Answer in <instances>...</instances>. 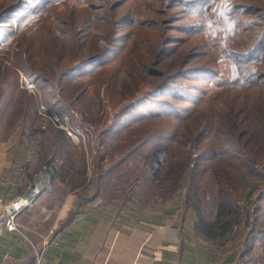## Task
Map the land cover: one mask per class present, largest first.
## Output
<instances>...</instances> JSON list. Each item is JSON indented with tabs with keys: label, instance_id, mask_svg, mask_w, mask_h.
I'll return each mask as SVG.
<instances>
[{
	"label": "rangeland",
	"instance_id": "1",
	"mask_svg": "<svg viewBox=\"0 0 264 264\" xmlns=\"http://www.w3.org/2000/svg\"><path fill=\"white\" fill-rule=\"evenodd\" d=\"M0 11V152L24 124L47 139L68 123L89 195L113 167L101 200L178 207L235 264H264V0H0Z\"/></svg>",
	"mask_w": 264,
	"mask_h": 264
},
{
	"label": "crops",
	"instance_id": "2",
	"mask_svg": "<svg viewBox=\"0 0 264 264\" xmlns=\"http://www.w3.org/2000/svg\"><path fill=\"white\" fill-rule=\"evenodd\" d=\"M23 126L0 152V196L11 200L27 192L43 160L56 153L55 138H40ZM58 133L63 145L70 138ZM60 148V171L34 203L16 217L22 233L0 236V264H235L193 231L191 216L178 207L139 209L127 202L89 198L83 170H74L70 153ZM75 175V179L72 176ZM180 213V214H179ZM43 246L37 262L31 246Z\"/></svg>",
	"mask_w": 264,
	"mask_h": 264
},
{
	"label": "built area",
	"instance_id": "3",
	"mask_svg": "<svg viewBox=\"0 0 264 264\" xmlns=\"http://www.w3.org/2000/svg\"><path fill=\"white\" fill-rule=\"evenodd\" d=\"M24 82L28 88L34 86L33 81L25 77ZM41 108L44 110V107ZM52 120L57 121L58 119L56 116H53ZM58 127L63 129L67 135L71 137L74 143H78L81 140L82 135L74 130L68 123H59ZM52 173H54V168L51 166V163H45L33 174L30 183L27 185L26 194L16 196L11 200H6L0 196V236L4 231L22 233L16 225L15 217L20 211L32 205L37 197L42 194L51 180ZM42 245L44 246V244ZM42 245L37 247L31 244L37 262L40 261L43 253Z\"/></svg>",
	"mask_w": 264,
	"mask_h": 264
},
{
	"label": "trees",
	"instance_id": "4",
	"mask_svg": "<svg viewBox=\"0 0 264 264\" xmlns=\"http://www.w3.org/2000/svg\"><path fill=\"white\" fill-rule=\"evenodd\" d=\"M18 3V2H17ZM16 3V4H17ZM13 5V6H11L10 8L12 9H15V10H22L21 8V6H18V5ZM5 13H3V11H0V17H2L3 15H4ZM0 22H1V19H0ZM262 44H264V28H263V30H262V32H261V36H260V38H259V40H258V42H257V45L256 46H261ZM258 46V47H259ZM257 47V48H258ZM234 70H236V72H237V67H234ZM52 138L54 139L55 138V145H56V147H55V149L58 151V152H60V148H63L64 149V147L63 146H65L66 147V145H63L62 144V142H60V140H59V137H58V133H56V131H55V133H53L52 134ZM165 145H163V144H157V145H155L150 151H149V153H148V162H149V164H150V166L151 167H149V169H150V171H151V173H152V176L154 175H157V173H158V171H159V169L161 168V166H163V164H164V161H165V147H164ZM56 151V152H57ZM60 154V153H59ZM55 158H56V156L55 155H52L51 157H49L48 159H45V160H43L42 161V163L39 165V167H41L43 164H45V163H47V162H49V161H51V160H55ZM121 161H118L117 163H120ZM61 165V164H60ZM112 169H113V167H111L110 169H108L107 170V173H105V172H100L99 174H98V177H97V180L95 181V183H94V191H93V193L91 194V195H87V196H89V198H92L93 196H95L97 193L99 194V192H101V191H103V184H102V182L105 180V176L106 175H108V173L110 172V171H112ZM55 174V170H54V173H52V175H51V177H52V179H53V177L55 176L54 175ZM52 179L50 180V182L49 183H51V181H52ZM179 188H181V187H179ZM264 193H258V198L260 197H262V195H263ZM166 199H168V198H166ZM220 207H222V205L220 206ZM209 231H210V226H208L207 228H205V232H207L208 234H209ZM207 233H204L203 235L200 233V235L201 236H204V238H206L207 240H211L209 237H208V235H207ZM209 236H210V234H209Z\"/></svg>",
	"mask_w": 264,
	"mask_h": 264
}]
</instances>
